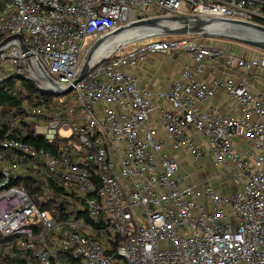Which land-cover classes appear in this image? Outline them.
<instances>
[{
  "label": "built area",
  "instance_id": "built-area-1",
  "mask_svg": "<svg viewBox=\"0 0 264 264\" xmlns=\"http://www.w3.org/2000/svg\"><path fill=\"white\" fill-rule=\"evenodd\" d=\"M175 15L264 25V0H0V59L27 77L45 71L55 82L44 79L48 91L73 86L74 92L53 109L26 105L24 118L51 149L18 138L2 143L0 234L12 237L4 252L16 244L30 253L29 264H264V92L247 75L264 68V53L247 56L241 48L236 54L222 36L204 43L202 33L193 39L152 25L129 28ZM217 23L207 31L218 33L211 30ZM136 28H144L137 39L106 48L91 62L108 40ZM13 34L22 35L27 53L18 37L4 42ZM103 36L76 80L87 50ZM183 51L196 67H184L166 91L140 87L129 71L149 54ZM218 64L237 72L212 82L198 77ZM220 89L240 114H223L211 103ZM235 138L248 147L241 151ZM171 151L195 159L209 153L235 189L199 187ZM32 169L42 202L53 201L55 213L12 183Z\"/></svg>",
  "mask_w": 264,
  "mask_h": 264
},
{
  "label": "crops",
  "instance_id": "crops-1",
  "mask_svg": "<svg viewBox=\"0 0 264 264\" xmlns=\"http://www.w3.org/2000/svg\"><path fill=\"white\" fill-rule=\"evenodd\" d=\"M250 50L251 48H246V50H244L247 51V56L253 54ZM171 56L174 57V53L149 54L146 56L145 60L138 62V64L135 67L130 68L129 71L137 77L140 87L152 90L154 92L166 91L171 87L174 79L180 75L184 67H196V62L194 59H192V61H185L184 57L182 56L178 60L167 62V64L162 63L164 59L168 61L167 57ZM175 62H178L177 68L173 67ZM6 72H4V74ZM236 72L237 70H233L223 66L222 64H218L216 66H209L206 70L199 73L198 77L201 80L212 82L216 78L234 76ZM247 75L251 77L250 80L254 84V90L259 93L264 92V68H256L253 70V72L248 73ZM155 103L161 107L169 106L167 101L158 98H155ZM211 103L214 104L216 108L223 114H240V106L225 89H220L212 97ZM152 117L158 127L159 135L163 136L164 130L159 121V111L155 110L152 113ZM234 141L241 151H244V149L248 147V143H245L241 138H235ZM171 154L180 160L182 170L184 172L190 173L191 181L199 183V187L205 184H211L218 192L229 190L219 182V177L226 173L214 163L213 158L209 153H206L199 159L189 156L184 151H171ZM226 176L228 180H230L228 174H226ZM235 187L236 186L233 184L231 191L234 190Z\"/></svg>",
  "mask_w": 264,
  "mask_h": 264
},
{
  "label": "trees",
  "instance_id": "trees-1",
  "mask_svg": "<svg viewBox=\"0 0 264 264\" xmlns=\"http://www.w3.org/2000/svg\"><path fill=\"white\" fill-rule=\"evenodd\" d=\"M260 22L264 24L263 21ZM54 95L39 87L33 79L18 72L6 74L0 79V153L4 150L2 143L7 138L23 139L37 148H52V145L45 141L41 135L34 134L33 121L25 119L24 116L26 115V105L53 109L57 105ZM33 171L32 169L30 172L22 174L12 183L23 184L39 206L55 213L58 206L53 201L42 202L41 180L35 177ZM2 179V166L0 165V182ZM57 189L61 190L60 187ZM58 211L60 212L59 217H67L62 208H59ZM11 239L12 237H4L0 234V264H29L33 262L30 253L21 250L16 244L11 246L9 252H4L3 246ZM69 264L82 263L70 259Z\"/></svg>",
  "mask_w": 264,
  "mask_h": 264
},
{
  "label": "water",
  "instance_id": "water-1",
  "mask_svg": "<svg viewBox=\"0 0 264 264\" xmlns=\"http://www.w3.org/2000/svg\"><path fill=\"white\" fill-rule=\"evenodd\" d=\"M176 22L178 23V26L170 28L167 24H165V22ZM217 23V22H222L224 25L226 26H238V27H243V28H249V29H253V30H258L261 33H264V25L262 24H258V23H254V22H245V21H239V20H222V19H218V18H207V19H196L193 21V19L190 16H182V15H175V16H170V17H166V18H154V19H148V20H142V21H138L135 22L133 24H131L129 26V28H133L135 26L138 25H152V26H156V27H161L163 28L167 33L170 34H198V33H202L205 36L208 35H219L225 38H229V39H239L241 40V42L243 41L244 43H249L250 45L260 48L262 50H264V40L262 39H253V40H246L243 39L242 36H239L237 34L234 33H227V32H223L220 31L218 33H212L207 31L208 29V25H210L211 23ZM123 29H118L115 30L113 33L117 34L120 33ZM14 37H18L20 39V45L21 48L24 52H28V47L25 45L22 35L21 34H13L10 35L8 37L5 38L4 42L10 40L11 38ZM107 36H103L101 38H99L86 52L85 57H84V61H83V69H82V73L77 77L76 80H79L83 75H84V70L87 68V66L89 65V62L91 60L92 54L93 52L97 49V47L101 44L102 41H104L106 39ZM43 76L49 80L52 83H55L54 80L45 72L43 71ZM31 79H33L39 87H42V84L33 76L29 77ZM73 90V86H69L66 89H60L58 91L55 90H49V92L51 94H57V95H65L70 93Z\"/></svg>",
  "mask_w": 264,
  "mask_h": 264
},
{
  "label": "rangeland",
  "instance_id": "rangeland-1",
  "mask_svg": "<svg viewBox=\"0 0 264 264\" xmlns=\"http://www.w3.org/2000/svg\"><path fill=\"white\" fill-rule=\"evenodd\" d=\"M182 36L183 35H181V34H175L174 35V37H182ZM187 36L189 38H193V39H202L204 37L203 35H199V34L198 35L197 34H189ZM241 36L243 37V39H246V40H253V38H256V39H264V35L263 34L253 33V32L247 33V34L241 35ZM168 37L169 36L166 35V36H155V37L145 38L143 40H140L139 42H136V43H132V44L127 45L124 48V52L130 51L131 48L134 45H137V44L138 45L146 44V43H149L151 41H158V40H162V39H165V38H168ZM215 37L216 38H220L221 36L215 35ZM206 38L207 39L204 40V43H207V41H209V39L212 38V37L210 35H208ZM224 39L226 41L229 40V41L232 42V46H233L232 49H233L234 53H236V54L237 53H240L241 48H245V49L246 48L247 49L248 48H251V50H250L251 53H262V52L264 53V50H262L260 48H257V47H254V46L250 45L249 43H244L243 41L241 42V40H239V39H234V41H233V39L231 40L229 38H224ZM250 46H252V47H250ZM174 55H175L174 57H172V56L171 57H167V60L168 61H166V59H164L162 63L163 64H167V62L174 61V60H178L181 56L184 57L185 61H192V59H193L192 56H191V54H189L186 51H183V52H175ZM173 65H174L173 66L174 68H177L178 67V62H175ZM4 72H6V73L4 74ZM12 72H15L14 67L10 63H8V62L0 59V78H2L3 76H5L6 74H9V73H12ZM73 95H74V92L71 91L70 93H68V96H66V98L72 97ZM62 97H65V96L57 95V94L54 95V99H55V101H57L56 102L57 104H59V103L60 104H63V103L60 102L61 99H62ZM61 134L64 135V136H70L71 135V130H64V131L61 132ZM219 182H220L221 185H224L225 187H227L229 189L228 191L227 190L226 191H220L221 193L227 194L233 188V182H231L230 180H228L226 174H222L219 177Z\"/></svg>",
  "mask_w": 264,
  "mask_h": 264
},
{
  "label": "bare ground",
  "instance_id": "bare-ground-1",
  "mask_svg": "<svg viewBox=\"0 0 264 264\" xmlns=\"http://www.w3.org/2000/svg\"><path fill=\"white\" fill-rule=\"evenodd\" d=\"M165 24L168 25L169 23L166 21ZM143 29L144 28L129 29V30H127V31L119 34L117 37H114V38L108 40L102 46V48L97 51L94 59L91 62L93 63L98 56H100L101 54H103V52H104V50L106 48L113 49V48H115V47H117V46H119V45H121V44H123V43H125L127 41H131V40L137 39L139 37L138 35H140V33H141L138 30H143ZM211 30L218 31V32H220V31H223L224 32L225 31L227 33H234V34H237L239 36L245 35V34L251 33V32H253V33H259V34H263L264 35V33H261L258 30H253V29L243 28V27H238V26H226V25H224L222 23H217V24L212 25L211 26ZM253 39H256V38H253ZM262 40H264V39H262ZM33 74L35 75L36 79L38 81H40V83L43 86H45V80H44L45 77L41 73H39L37 71L34 72Z\"/></svg>",
  "mask_w": 264,
  "mask_h": 264
}]
</instances>
